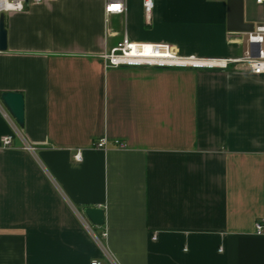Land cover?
Masks as SVG:
<instances>
[{"label": "crops", "instance_id": "0c3cea01", "mask_svg": "<svg viewBox=\"0 0 264 264\" xmlns=\"http://www.w3.org/2000/svg\"><path fill=\"white\" fill-rule=\"evenodd\" d=\"M106 1L5 14L0 94L23 95L24 124L0 101V264H264V74L102 57L125 36L180 56L240 57L234 3L155 0L147 23L143 0H123L121 15ZM242 17L255 28L264 4L242 0ZM104 137L109 149L96 150ZM96 207L104 226L84 215Z\"/></svg>", "mask_w": 264, "mask_h": 264}, {"label": "built area", "instance_id": "2783aa9c", "mask_svg": "<svg viewBox=\"0 0 264 264\" xmlns=\"http://www.w3.org/2000/svg\"><path fill=\"white\" fill-rule=\"evenodd\" d=\"M43 0H0V15L11 12H22L29 3H40ZM257 3L264 4V0H257ZM155 7V0H143V11L147 23L151 22ZM125 2L123 0H107V14H124ZM246 49L240 57L228 59H209L196 56H180L173 49L166 45H137L131 42L126 36L116 47L105 52L102 57L107 67L121 66H147L159 68H190V69H210L225 70L231 65L242 67L244 70L255 75L264 74V22L257 25L253 31L245 33ZM3 116L10 120L7 110H2ZM13 136L2 138V146L10 147ZM110 141L107 138H101L94 143L96 150L107 151L110 147ZM113 145L121 150H126L127 145L119 140H114ZM29 149H32L29 147ZM75 162L83 161V151L78 150L73 156ZM258 234L264 233L263 224L256 225ZM87 230L97 240L96 234L89 224H86ZM103 237L106 234L102 235ZM92 264H102L95 260Z\"/></svg>", "mask_w": 264, "mask_h": 264}, {"label": "water", "instance_id": "95a60500", "mask_svg": "<svg viewBox=\"0 0 264 264\" xmlns=\"http://www.w3.org/2000/svg\"><path fill=\"white\" fill-rule=\"evenodd\" d=\"M232 1L235 6L231 7L229 29L232 31L247 33L254 30L252 24H245L242 17V0ZM8 48V31L6 29L5 14L0 15V52ZM0 101L7 109L9 114L20 126L24 124V97L18 92H4L0 94ZM84 215L94 226L105 225V211L100 207L87 208Z\"/></svg>", "mask_w": 264, "mask_h": 264}]
</instances>
